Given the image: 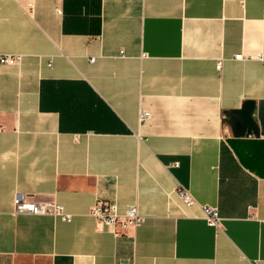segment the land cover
Wrapping results in <instances>:
<instances>
[{
    "label": "crops",
    "instance_id": "crops-1",
    "mask_svg": "<svg viewBox=\"0 0 264 264\" xmlns=\"http://www.w3.org/2000/svg\"><path fill=\"white\" fill-rule=\"evenodd\" d=\"M0 54V264H264V0H0Z\"/></svg>",
    "mask_w": 264,
    "mask_h": 264
},
{
    "label": "built area",
    "instance_id": "built-area-1",
    "mask_svg": "<svg viewBox=\"0 0 264 264\" xmlns=\"http://www.w3.org/2000/svg\"><path fill=\"white\" fill-rule=\"evenodd\" d=\"M241 56H236L240 58ZM21 58L17 55L0 54V65H16ZM93 59H90V62ZM221 63L218 61L216 69L220 70ZM149 114L141 111L139 120L148 119ZM177 194L187 207H198L201 211L202 219L206 225L215 229L221 227L222 218L214 207L202 206L192 197L188 189L179 185ZM13 214H32V215H46L61 220L63 222H70L71 215L65 211L64 207L53 201L34 203L27 200L21 195H16L13 200L12 207ZM89 215L93 217L100 228L110 229L114 234H122L129 227H137L144 222L145 217L140 214L136 206H130L120 211L115 204L106 202H96L89 210ZM119 264H132L129 260Z\"/></svg>",
    "mask_w": 264,
    "mask_h": 264
},
{
    "label": "water",
    "instance_id": "water-1",
    "mask_svg": "<svg viewBox=\"0 0 264 264\" xmlns=\"http://www.w3.org/2000/svg\"><path fill=\"white\" fill-rule=\"evenodd\" d=\"M251 113H252V103H247L244 106L243 110L241 112H238L237 114H241L244 117V119L250 121V119H251L250 118Z\"/></svg>",
    "mask_w": 264,
    "mask_h": 264
}]
</instances>
